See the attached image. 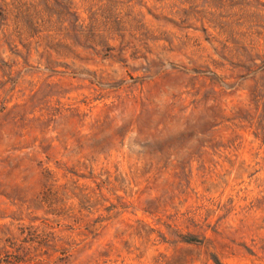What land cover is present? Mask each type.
Wrapping results in <instances>:
<instances>
[{
    "label": "rangeland",
    "instance_id": "374dc122",
    "mask_svg": "<svg viewBox=\"0 0 264 264\" xmlns=\"http://www.w3.org/2000/svg\"><path fill=\"white\" fill-rule=\"evenodd\" d=\"M0 264H264V0H0Z\"/></svg>",
    "mask_w": 264,
    "mask_h": 264
}]
</instances>
